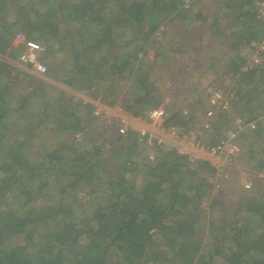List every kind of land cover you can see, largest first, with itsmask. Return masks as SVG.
I'll list each match as a JSON object with an SVG mask.
<instances>
[{
    "label": "trees",
    "instance_id": "trees-1",
    "mask_svg": "<svg viewBox=\"0 0 264 264\" xmlns=\"http://www.w3.org/2000/svg\"><path fill=\"white\" fill-rule=\"evenodd\" d=\"M200 1L0 0V264H264V182L252 184L253 192L222 183L238 194L226 208L209 165L165 151L147 162L134 134L96 124L89 103L47 82L61 80L109 104L123 90L121 103L141 113L161 100L149 50L164 66L165 41L173 43L192 71L205 69L196 23L207 22L206 36L234 51L235 81L225 89L231 109L219 116L225 131L217 119L216 137L207 141L230 131L235 115L255 121L237 140L241 146L243 135L255 137L259 151L251 145L248 162L264 173V100L257 97L264 64L241 70L264 24L255 0H213L211 16L194 8ZM27 44L45 48L42 60L52 54L45 79L12 62ZM194 96L195 89L185 105L171 106L170 124L191 123L183 110L199 106ZM51 131L52 143L45 137Z\"/></svg>",
    "mask_w": 264,
    "mask_h": 264
},
{
    "label": "built area",
    "instance_id": "built-area-1",
    "mask_svg": "<svg viewBox=\"0 0 264 264\" xmlns=\"http://www.w3.org/2000/svg\"><path fill=\"white\" fill-rule=\"evenodd\" d=\"M257 18L264 24V0H255ZM23 35L17 36L22 42ZM41 46L27 44L19 55L18 63L30 67L37 76L45 75L47 65L40 57ZM250 54L244 58L242 71L255 70L264 64V33L260 40L250 43ZM81 101L91 105L92 117L101 123L113 125L120 135L134 134L140 149L141 157L147 162H155L158 151L174 152L185 157L191 163L209 165L215 172L214 186L220 187L219 177L231 178L230 171L242 169L235 167L241 154L238 137L253 130L255 121L247 120L240 115L233 117V129L224 133L214 143L204 138L218 119V113L231 109V97L225 89L216 83L204 87L207 105L200 124L191 121L187 126L169 123L172 112L163 105L149 108L141 113L127 109L120 101L113 104L105 102L101 97H91L85 91L67 90ZM73 91V92H72ZM183 115L189 118V110ZM237 166V165H236ZM245 189L252 188V182L243 183Z\"/></svg>",
    "mask_w": 264,
    "mask_h": 264
},
{
    "label": "rangeland",
    "instance_id": "rangeland-1",
    "mask_svg": "<svg viewBox=\"0 0 264 264\" xmlns=\"http://www.w3.org/2000/svg\"><path fill=\"white\" fill-rule=\"evenodd\" d=\"M213 2H214L213 0H201L200 3L197 6H195L194 8L199 10V11H203L204 15L207 14L208 16H211L213 10L216 7V5ZM196 24L198 25L197 30L199 31L200 36H202V40H204V43H203V48L202 49L199 48L201 50L200 51L201 54L198 55L200 57V61L202 62L203 65L201 66L200 65L201 62H200L195 66L200 65L201 67H204V65H206L207 68L213 69V67H214L213 64L216 63L215 64L216 65L215 70L220 72L221 76H219L218 74L213 75L212 71H210L211 73L209 76H197L196 74L192 75V73H191V71H189V69L192 68L193 66L192 67L186 66L187 59H186L185 55H184L185 58L180 57L177 52L173 51V45L174 44L168 43L166 41H165V45H167V47H170V50L168 51V53L165 54L168 56V58H165V63L160 59V61L164 65V66H161V63H159V57L157 58V54L155 53V48L153 46L151 48V50H149L147 58H148V60H151V59H153V60L155 59V60L152 62V67L148 71H150V73H153L155 75V76H153L154 81H155V86L157 87V91L161 96V100L159 101V105H163L168 110H170L172 105H176L177 107H181V106L185 105V102L188 99L189 93H191L193 91V89H195L196 96L191 98V103H194V104L200 103L199 105H203V104L205 105V100H203L205 98L204 87H206V85L209 83L214 82L217 85L223 87L224 89H228L230 91L234 88V85H235L234 79L230 78V75H232V70L230 69V60L229 59H230L231 55L234 54L233 49H231L229 45L223 44L221 37H218L216 39L215 38L216 35H214V41H211L210 38L206 36L207 31L212 30L211 27H207V25H209L207 22L205 24H202V20H198V22ZM214 48L215 49L219 48V50L215 51ZM44 49L45 48L43 46H41V50H44ZM204 55H206V56H204ZM1 57H2V55H1ZM43 57H45V59L43 58L44 60H42V61H44L45 64H47V61H48L47 59L49 58L51 61L52 54L45 53V56H43ZM2 58L8 60V58L6 56H4ZM12 62L14 64H16L17 66H20L21 68L29 69L32 73L33 72L35 73V71H33L30 67H27L26 65H22V64L18 63L17 60H14ZM209 65H212L213 67H210ZM39 77L45 79V75H39ZM47 82H49V83L51 82L52 84L56 85L57 87H59L62 90H72L71 87H68L67 85H65V83H63V81H61V80L57 81L54 79H51V80L48 79ZM120 84H121V82L118 83V85H120ZM129 84H130V80L125 79L122 81V87L127 88L129 86ZM101 87L102 86L100 85V87L98 89H100ZM189 88L190 89L193 88V89L191 91H189ZM75 92L76 91H74L73 93H75ZM120 93L121 94L117 100H119L121 102L122 100H124V91L121 90ZM257 97L260 101H263L264 100V93L261 95H258ZM193 109L194 108H192V111H193ZM194 113H196L198 115L201 114L200 110L197 108H196V111ZM219 116H220V113H218V117H217L219 124H220L218 128H222L223 126H225L227 124L226 123L227 121L225 122V119H221V118H219ZM198 118L199 117H197L196 120H198ZM95 123L100 125L101 122L95 121ZM194 123L199 124L197 122H194ZM91 127L95 128L97 126L92 125ZM214 131L215 130L208 132L206 134V137L209 139H211L212 137L215 138L216 136H214ZM56 133L57 132H54V131L48 132L47 135L45 136L46 139H49V141H47V142L52 143V141H50V140H53L54 136H56ZM243 137H244V135L240 138V143L242 146L241 147L242 154H240L239 158L236 160L237 166L235 165V167H239L242 169L231 170L230 174H231V179L233 178L232 179L233 182L228 183V185L225 182V185H224V181H220V185L223 183L222 188H224L225 186H228V188H234L235 187L236 191H242V189L244 188L243 183H245L247 181L252 182V184L257 183L258 181L264 182V173L253 170L252 168H250V164L248 162L249 161L248 155H250V154H247V153H249L248 148L250 149V146L252 145L254 151H259V146H258L259 142L257 143L255 137H250V139H247L246 137L243 138ZM251 149H252V147H251ZM243 156H244V158H243ZM256 157H258V156L256 155ZM219 188H221V186ZM222 188L219 191H217L215 193V195L217 198L221 199L222 201L224 200V202H226L224 207L231 208L236 203V201L238 199L237 198L238 194L236 192L235 193H233V192L228 193L229 190L228 191H227V189L223 190ZM252 189H254L253 185H252V188L249 189L248 192H251ZM214 191H216V190H214ZM252 192H253V190H252Z\"/></svg>",
    "mask_w": 264,
    "mask_h": 264
},
{
    "label": "crops",
    "instance_id": "crops-1",
    "mask_svg": "<svg viewBox=\"0 0 264 264\" xmlns=\"http://www.w3.org/2000/svg\"><path fill=\"white\" fill-rule=\"evenodd\" d=\"M150 59H151V58H150ZM151 60H153V59H151ZM229 60H231V59H229ZM159 63H160V62H159ZM159 63H158V64H159ZM188 67H189V66H188ZM215 67H216V65L213 67V69H211V68H207V66L204 65V68H205V69H201L200 71H199V70L192 71L191 69H189V71H191L192 75H195V74H196L197 76H209L210 73H211L210 71H212V74H213V75H214V74H218V75H220V72L216 71V70H215ZM152 75H154V74L152 73ZM157 75H158V74H157ZM154 76H155V75H154ZM196 108L200 110V113H201L200 115L194 113V112L196 111ZM205 108H206V105H205V106L203 105L202 107H201V105H199V107H198V105H195L193 111L190 112L191 115H189V118H188V119H191L192 122H197V123L200 124L201 121H202L203 115H204ZM232 115H234V114L232 113ZM197 117H199L198 120H196ZM231 122H232V125H230V130H232L233 127H234V126H233V120H231ZM213 128H214V125H213V127H212L211 130H208V132H211L212 130H214ZM220 129L222 130V133H223V131H225V126H223V127L220 128ZM226 131H229V130H226ZM208 132H207V133H208ZM204 138L207 139L206 135H204ZM240 147H241V146H240ZM138 150L140 151L139 148H138ZM241 151H242V149H241ZM247 192H248V191H247Z\"/></svg>",
    "mask_w": 264,
    "mask_h": 264
}]
</instances>
